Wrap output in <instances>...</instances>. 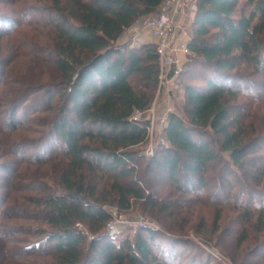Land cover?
<instances>
[{
  "label": "trees",
  "instance_id": "obj_1",
  "mask_svg": "<svg viewBox=\"0 0 264 264\" xmlns=\"http://www.w3.org/2000/svg\"><path fill=\"white\" fill-rule=\"evenodd\" d=\"M163 2L8 0L15 10L0 12V217L45 226L1 227L0 264H168L152 250L158 234L172 243L184 240L144 227L132 240L115 242L104 234L111 221L106 207L128 211L132 201H146L173 213L187 194L194 195L192 206L213 209L210 231L202 225L196 233L201 241L219 243L220 224L229 217L234 264L244 258L250 264L264 249V0H195L186 65L201 70L181 75L202 77L203 84L183 85L182 114L168 116L164 142L146 163L159 178L148 179L137 165L149 139L147 123L133 117L155 96L159 56L154 44L131 47L119 38ZM32 12L43 13L34 25L48 27L45 56L30 55V45L13 37L32 24ZM21 58L31 68L45 65L49 78H12ZM27 109L45 113L40 124L38 114L31 115L30 125L42 130H33L30 143L21 136L29 114L17 116ZM54 164L53 175L38 173L19 184L29 165ZM158 182L179 194L175 204L156 199Z\"/></svg>",
  "mask_w": 264,
  "mask_h": 264
},
{
  "label": "rangeland",
  "instance_id": "obj_2",
  "mask_svg": "<svg viewBox=\"0 0 264 264\" xmlns=\"http://www.w3.org/2000/svg\"><path fill=\"white\" fill-rule=\"evenodd\" d=\"M8 0H0V12L6 15H10L15 8L16 5H10L7 3ZM243 0H239V3H241ZM196 9V3L195 0H193L186 10V12L180 16H177L175 18V30L171 33L170 37V46L168 47L166 54L171 56L173 60H175L176 68L179 70V74L174 77L171 81L164 86V88L156 90L155 96L152 99L149 108L143 113L142 117L146 118V122L148 124V142L146 146H144L143 154H141V158L138 159L137 165L139 169V173H144V176L148 179L152 178H159L158 175H155V173H148L146 171V163L147 160L153 155L155 149L157 146L162 144L164 142V135H163V128L162 124L160 123V120L163 116V114L166 112L167 109H171L173 111V114L180 115L182 114L181 106L184 103V95H183V85L184 84H203L202 77H192L187 75L183 76L181 74H191L192 71H199L201 70L200 66H194V65H186L187 61L189 60L188 54H184L180 52L179 47L181 45H186L189 43L192 33H193V19ZM159 10V8H158ZM31 22L29 26H23L21 25L18 30L14 31L13 37L16 39V44L21 43H27L30 45L29 49H32V54H42V56H45V50H47L46 46H48V40H49V33H48V27L42 26V24L34 25L36 21L40 20V17L43 16V13L41 12H32L31 13ZM153 16V15H152ZM150 16V17H152ZM149 18V17H148ZM131 33L125 32L124 36L126 39L129 38V35ZM142 36L149 35L147 33H141ZM12 43V42H10ZM20 43V44H21ZM12 44H15L13 42ZM9 46V45H8ZM28 49V50H29ZM30 52H28L29 54ZM31 56H27V59H31ZM24 59H26L24 57ZM28 59V60H29ZM6 71V69H5ZM28 71L32 74L28 75ZM51 70L49 68H46L45 65H40L39 63L34 66V68L30 67L28 64V61L23 60L22 58L18 61V64L13 67V72H11V77H30L32 80L37 79L41 77V80H47L49 77V74H51ZM168 72V70H167ZM54 73L52 74V76ZM3 89V84L0 83V92ZM23 110V109H22ZM18 111L19 116L21 112H27L28 118L25 122V127H28L27 131L21 132L23 141H27L30 143V140L32 138L36 137V133H34L33 130H42L40 127L36 125H30V117L32 114H38L39 116L37 122L40 124L42 121V118L45 116V113H40L38 110L35 109H27L24 111ZM264 109L260 110V113H263ZM26 114V113H25ZM35 115V116H36ZM140 117V116H139ZM1 142V141H0ZM31 154V151H27L25 153V160L29 158ZM26 163V162H25ZM25 163H23V166L25 167ZM57 168V165L54 164L51 166H48L46 168L38 170L37 167L33 165H29L27 167L28 171L26 173L23 172L21 175L19 184L21 186L25 185L26 182L32 177H35L40 173V175H53L55 173V169ZM37 170V171H36ZM16 172V171H14ZM157 181V180H156ZM156 190L154 189V194L156 196L157 200L160 201H166V202H173L175 204V201L179 197V194L172 190L171 187H169L168 182H158L156 184ZM3 193H7L8 190L2 189ZM147 193V192H146ZM194 195L187 194L183 199L177 204L180 205L179 207H176V209L173 210V213L169 212H163L159 207L152 208L147 204L146 201H132V207L128 211H118L114 206H107L106 209L111 214V221L106 226V229L104 230V234L108 233L106 232L107 229L114 228V235L110 236L113 241L118 242L123 238H128L129 240H132L137 232L141 228L149 227L152 229H157L162 231L164 234H172V236L180 238L184 240L182 243H172L166 241V239L161 235L158 234L159 241L157 242V246H153L152 250L155 255H158L159 258L167 262L168 264H234V258H235V249H234V242H233V235L227 236V226H229L230 222H228V218L223 219V221L220 224V229L222 231L221 235L219 236L217 242L219 243H209L206 244L205 242L201 241L200 237L196 235L198 233V228L202 225H204V231L209 232L210 228L212 227V221H213V209L211 206H209L207 203L203 204H196L195 206H192L191 199L194 198ZM183 202V203H180ZM3 206V205H2ZM11 208V207H10ZM10 212V210H9ZM9 214V213H8ZM154 215L161 218L163 220L164 224H167L169 227H171V231H164L162 230V226L164 225L161 222H158L155 220ZM190 221V222H189ZM189 222L188 224H186ZM15 224H20L24 226H29L30 231L33 230V228L36 227H42L45 228L42 223H40L37 220H31V221H16L14 219H6L0 217V228L5 227L6 225H11L10 227H14ZM78 226L79 229L84 230V228L80 225ZM178 228H184L186 227V232L177 230ZM165 229V228H164ZM86 241L88 242L92 237L84 230ZM144 235L145 233L142 232ZM19 238L28 239V240H35V237H31L29 235H20ZM53 244V242H52ZM257 243H255L256 245ZM255 245H252L247 248V251H244L242 253L247 254L249 253L252 248L255 247ZM225 247V250L223 248ZM162 248V249H161ZM240 252V251H239ZM241 253V252H240ZM231 256H234L231 258ZM239 256H241L239 254ZM262 256H264V249L260 250L257 255L253 257V261L250 262V264H264V260L262 259ZM236 259V258H235ZM241 259V257H240ZM239 259V261H240ZM249 258L242 259L241 264H249V261H247ZM17 262V261H16ZM3 264H30L29 261H21L14 263L13 260L6 259Z\"/></svg>",
  "mask_w": 264,
  "mask_h": 264
},
{
  "label": "built area",
  "instance_id": "obj_3",
  "mask_svg": "<svg viewBox=\"0 0 264 264\" xmlns=\"http://www.w3.org/2000/svg\"><path fill=\"white\" fill-rule=\"evenodd\" d=\"M192 1L193 0H164L162 5L159 7V10H157L152 17L136 20L125 31L131 33L129 38L126 40V43L131 47L146 43L145 36H142L141 33L150 34L153 38H155L154 45L159 56L157 91L164 88L169 81L179 74V70L176 68L177 62L173 60L171 56L167 55L166 51L170 46L171 33L176 27L175 18L184 14ZM179 49L180 52L188 54L186 45H181ZM143 113L145 112L136 111L133 120L146 122V118L142 117ZM172 113L173 111L171 109L166 110L160 120L162 126H166L168 116ZM106 232L108 235L112 236L116 231H114V228L112 227L107 229Z\"/></svg>",
  "mask_w": 264,
  "mask_h": 264
},
{
  "label": "crops",
  "instance_id": "obj_4",
  "mask_svg": "<svg viewBox=\"0 0 264 264\" xmlns=\"http://www.w3.org/2000/svg\"><path fill=\"white\" fill-rule=\"evenodd\" d=\"M124 33L119 38V43L120 44L126 43L127 39L125 38ZM145 40H146L145 41L146 43H150V44H154L155 43V38H153V36L150 35V34L145 36Z\"/></svg>",
  "mask_w": 264,
  "mask_h": 264
},
{
  "label": "water",
  "instance_id": "obj_5",
  "mask_svg": "<svg viewBox=\"0 0 264 264\" xmlns=\"http://www.w3.org/2000/svg\"><path fill=\"white\" fill-rule=\"evenodd\" d=\"M72 197H74V198H76V199L78 198L77 196H72Z\"/></svg>",
  "mask_w": 264,
  "mask_h": 264
}]
</instances>
